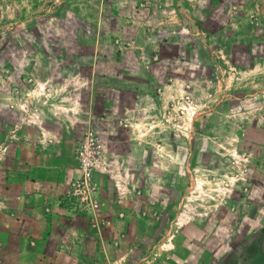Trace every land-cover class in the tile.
I'll list each match as a JSON object with an SVG mask.
<instances>
[{
  "label": "rangeland",
  "instance_id": "1",
  "mask_svg": "<svg viewBox=\"0 0 264 264\" xmlns=\"http://www.w3.org/2000/svg\"><path fill=\"white\" fill-rule=\"evenodd\" d=\"M55 203L116 264H264V0H0V264H39Z\"/></svg>",
  "mask_w": 264,
  "mask_h": 264
},
{
  "label": "crops",
  "instance_id": "2",
  "mask_svg": "<svg viewBox=\"0 0 264 264\" xmlns=\"http://www.w3.org/2000/svg\"><path fill=\"white\" fill-rule=\"evenodd\" d=\"M47 205V201L44 199L42 206ZM55 207H57L56 203L50 207L49 212L53 214ZM53 215L59 217L54 220L50 217L52 215H47L48 217L45 218L44 223L39 225L43 226L42 229L38 230L37 235L34 236L35 246L28 248L29 252L37 250L34 255L37 263L114 264L116 262H110L108 258L106 241L102 237V231L99 230L95 233L88 227L82 228L81 222H76L74 218H70L68 222L60 215ZM78 217H81V215ZM52 228H57L60 238L58 242H51L48 245Z\"/></svg>",
  "mask_w": 264,
  "mask_h": 264
},
{
  "label": "built area",
  "instance_id": "3",
  "mask_svg": "<svg viewBox=\"0 0 264 264\" xmlns=\"http://www.w3.org/2000/svg\"><path fill=\"white\" fill-rule=\"evenodd\" d=\"M102 155L101 139L93 129H86L78 140L73 153L78 175L74 178L66 192V198L72 204L75 202L91 227L98 229L103 221H98L96 211L99 201V185L94 179L97 163Z\"/></svg>",
  "mask_w": 264,
  "mask_h": 264
}]
</instances>
